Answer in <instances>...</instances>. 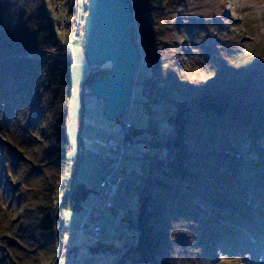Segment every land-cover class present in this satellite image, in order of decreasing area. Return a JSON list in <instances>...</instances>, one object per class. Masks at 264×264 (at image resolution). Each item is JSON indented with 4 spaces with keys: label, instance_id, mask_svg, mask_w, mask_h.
Returning a JSON list of instances; mask_svg holds the SVG:
<instances>
[{
    "label": "trees",
    "instance_id": "obj_1",
    "mask_svg": "<svg viewBox=\"0 0 264 264\" xmlns=\"http://www.w3.org/2000/svg\"><path fill=\"white\" fill-rule=\"evenodd\" d=\"M46 2L0 0V264H52L62 196L73 189L61 214L81 211L92 191L75 177L76 159L68 188L59 183L70 162L72 61ZM131 5L147 68L135 81L147 120L128 131L144 145L126 186L137 195V234L123 247L95 239L89 248L120 252L119 264L216 263V248L238 251L264 209V46L245 49L214 0Z\"/></svg>",
    "mask_w": 264,
    "mask_h": 264
},
{
    "label": "rangeland",
    "instance_id": "obj_2",
    "mask_svg": "<svg viewBox=\"0 0 264 264\" xmlns=\"http://www.w3.org/2000/svg\"><path fill=\"white\" fill-rule=\"evenodd\" d=\"M85 0H72L71 6L74 12L68 14L69 8L63 0H47L46 8L52 20L54 29L56 30L62 44V40L67 44L61 46L66 49L63 57L72 61L71 67V85L72 97L68 105V119L66 123V133L69 143L68 159L70 162L66 165V170L59 181L60 185H66L70 177V172L73 166V159L78 155V145L84 147L83 160L80 163L78 170L75 172V177L85 182L92 191L84 201V206L81 211L63 210L64 223L62 239V253L58 264H63V255L66 250L76 244L75 264H119L114 258L115 253L107 256L106 252L99 251L92 253L89 248L90 240L87 237H79L74 240V235L77 233L80 222L86 214L88 207L93 204V213L89 219V226L85 228V233L91 235L89 230L94 224L100 227V231L96 239L104 241H114L119 247L126 246L125 243L131 244L136 237L137 231L133 225L137 209V195L133 189L126 192V186L134 179L132 170L137 167V155L139 151L144 149L142 136H137L130 148L127 149L123 162L122 169L115 173V177L122 180L121 185L115 190L110 199L111 208L106 207L104 202L99 200L94 203L95 192L99 187L102 179L107 176L110 171L111 161L117 158L116 153L112 149L107 148L108 138L118 141L123 125L134 124L135 126H143L146 123V115L143 113L140 102L142 94L140 86L133 87L132 102L135 105L127 108L121 118L106 120L102 113L103 104L101 100L95 98L89 91V86L86 88L84 98V119L83 127L80 132L81 143H79L78 127H79V111L80 99L79 91L90 73L91 67L84 58L82 51V38L72 41V30L68 32L60 31L59 22L67 21L70 24H75L77 20L84 17L83 2ZM219 6H223L227 17L236 23L235 31L240 35H244L245 49L250 50L255 47L264 46V0H214ZM70 5V4H69ZM235 46V45H234ZM264 63V56H262ZM141 61L140 65L142 64ZM139 65L138 70L141 66ZM141 72L147 74V68L142 66ZM138 71H137V76ZM136 86V87H135ZM72 181V180H71ZM75 181V179L73 180ZM133 183V182H132ZM130 183V184H132ZM247 185V177L244 176L241 180V185ZM70 183L65 186V190ZM129 185V184H128ZM61 194H58V198ZM93 202V203H92ZM128 212L127 219L123 220L122 216ZM61 214V215H62ZM132 221V224L130 222ZM254 220L260 226L261 221H264V209H258L255 212ZM244 226H247L246 221H242ZM261 227V226H260ZM264 229V228H263ZM263 231V230H261ZM243 242L240 243L238 251L234 253H222L216 248V256L218 262L211 264H264V237L256 241L251 233L243 232ZM245 242V243H244ZM123 264H132L126 261Z\"/></svg>",
    "mask_w": 264,
    "mask_h": 264
},
{
    "label": "water",
    "instance_id": "obj_3",
    "mask_svg": "<svg viewBox=\"0 0 264 264\" xmlns=\"http://www.w3.org/2000/svg\"><path fill=\"white\" fill-rule=\"evenodd\" d=\"M83 10L82 51L91 70L79 91L78 141L83 127L86 88L89 86L90 93L101 100L106 120L121 118L129 106L134 78L143 59L131 0H85ZM83 151L84 147L78 145V168ZM72 190H66L56 208L57 235L64 223L62 203ZM57 240V255L52 264H58L62 253V240L59 237Z\"/></svg>",
    "mask_w": 264,
    "mask_h": 264
},
{
    "label": "built area",
    "instance_id": "obj_4",
    "mask_svg": "<svg viewBox=\"0 0 264 264\" xmlns=\"http://www.w3.org/2000/svg\"><path fill=\"white\" fill-rule=\"evenodd\" d=\"M82 24H83V18L77 20L75 24H70L67 21H64V22L61 21L58 23V26L60 27V31L68 32V30H72L71 31L73 34L72 41H75L81 38ZM64 44L67 45L62 40V46H65ZM136 76H137V73L134 78L135 81H136ZM134 105L135 103L132 102V97H131L128 108L130 107L132 108ZM129 127H130V124L128 123L123 125L118 141H115L112 138H108L107 140V144H106L107 148L112 149V152L114 154L116 153L117 158L115 159V161L113 160L111 161L110 173L107 176H105L100 182L99 187L95 192V198L93 201L94 203L101 200L104 202L106 207L111 208L110 199L112 198L115 190L122 183V180L118 176L115 177L114 175L116 172L119 171L121 163L124 160L126 150L130 148L132 145V140L128 137ZM93 209H94L93 204L88 207V210L80 223L79 229L77 233L74 235V240H77V238L79 237H82V238L87 237L90 241H93L96 239V236L98 235L100 231V227L97 224L90 226L91 228L89 230H91V235H87L85 233V228H87L90 225L88 224L87 221H88L89 216H91ZM72 248L75 249L73 252H71ZM114 253H115V256H114L115 259L121 256L120 252H117V253L114 252ZM106 255L111 256L112 251L107 250ZM75 257H76V244H72L63 255V264H75L74 262Z\"/></svg>",
    "mask_w": 264,
    "mask_h": 264
}]
</instances>
